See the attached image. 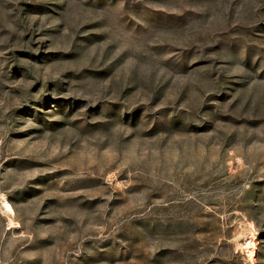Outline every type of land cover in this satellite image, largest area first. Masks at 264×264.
<instances>
[{
    "label": "rangeland",
    "instance_id": "1",
    "mask_svg": "<svg viewBox=\"0 0 264 264\" xmlns=\"http://www.w3.org/2000/svg\"><path fill=\"white\" fill-rule=\"evenodd\" d=\"M0 264H264V0H0Z\"/></svg>",
    "mask_w": 264,
    "mask_h": 264
},
{
    "label": "bare ground",
    "instance_id": "2",
    "mask_svg": "<svg viewBox=\"0 0 264 264\" xmlns=\"http://www.w3.org/2000/svg\"><path fill=\"white\" fill-rule=\"evenodd\" d=\"M3 204H4V206H5L6 211L12 213V209H11V207H10L5 201L3 202ZM250 243H251V241L247 242L245 245H250ZM251 252H252V251H251ZM251 252H250V253H251Z\"/></svg>",
    "mask_w": 264,
    "mask_h": 264
}]
</instances>
